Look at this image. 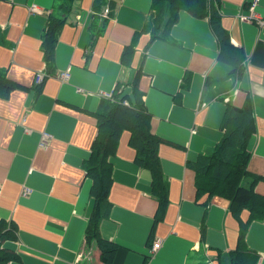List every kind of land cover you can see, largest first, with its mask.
I'll list each match as a JSON object with an SVG mask.
<instances>
[{"label": "crops", "instance_id": "crops-1", "mask_svg": "<svg viewBox=\"0 0 264 264\" xmlns=\"http://www.w3.org/2000/svg\"><path fill=\"white\" fill-rule=\"evenodd\" d=\"M60 1L0 0V72L13 84L0 97V221L15 228V238L3 243L2 254L12 257L4 264H106L98 242L83 239L93 199L82 162L96 134L92 112L99 99L120 81L130 92L126 84L137 69L135 85L159 140L167 204L156 221L150 173L134 162L122 131L108 158V215L97 222L98 238L116 245L107 264H227L238 223L224 197L196 198L188 164L221 138L228 103L247 106L253 131L246 170L258 179L251 190L264 197V33L254 21L239 19L251 0H221L218 11L222 36L242 54L238 71L218 59L219 41L207 19L185 11L164 38L138 34L130 70H123L120 53L148 19L149 0H105L107 14L93 11L92 0H74L51 47L53 72L36 84L33 74H44L39 45L45 18L62 15L53 10ZM31 4L37 11L28 12ZM253 12L264 22V0ZM62 71L68 76L60 80ZM41 133L48 137L45 146ZM246 216L241 210L239 219ZM244 233L255 264H264V213ZM155 240L160 247L150 255Z\"/></svg>", "mask_w": 264, "mask_h": 264}, {"label": "trees", "instance_id": "trees-1", "mask_svg": "<svg viewBox=\"0 0 264 264\" xmlns=\"http://www.w3.org/2000/svg\"><path fill=\"white\" fill-rule=\"evenodd\" d=\"M74 0H61L53 6V10L60 11L61 16L56 17L54 13H49L45 18V26L41 32L39 48L42 51V62L44 63L43 78L49 76L53 71L51 68L52 46L56 42L58 31L64 23L66 12L71 11ZM105 0H92L93 11L100 12ZM220 1L221 0H149L150 12L148 19L142 28L135 32L129 41V45L124 46L119 63L122 69L130 70L131 56L138 34L148 33L150 40L164 38L178 18L177 13L185 11L194 19L206 18L210 31L219 41L218 59L228 62L235 70L240 69L242 54L240 49L233 47L223 35L220 26ZM110 8V6L108 5ZM166 15V18H164ZM104 20L100 21L95 30H99ZM95 28L96 25L92 24ZM3 31L0 29V41ZM223 38V39H218ZM149 40V41H150ZM138 69L130 79V92L125 91L123 83L117 82L112 92L103 99H99L98 106L92 112L95 117L96 134L91 140L88 157L82 162V170L85 176L91 181L90 198L93 199V206L85 222L84 236L86 243L98 242L99 258L102 263H110L111 255L116 245L112 241L102 240L99 237L98 225L100 219L108 215L110 203L107 201V188L110 180V164L108 158L112 156L117 147L122 131H127L128 145L133 151L134 162L140 168L150 173V194L154 195L157 206L155 220L158 221L163 216L164 206L167 204L166 183L158 155L156 154L159 140L150 132L149 114L144 108L141 94L136 88ZM41 83V82H40ZM36 83V84H40ZM13 86L9 80L5 79L0 72V97L5 96ZM222 135L220 139L210 149L203 150L201 155L189 163L188 166L194 171V186L196 198L224 197L228 200L227 206L238 223L237 241L233 250L227 254V264H255L257 256L253 251L244 246V231L249 222L260 220L264 213V197L258 196L252 191L253 183L256 179L246 170L245 161L248 152L245 149L249 134L253 131L252 115L247 106L238 108L230 103L224 107L222 121H220ZM244 180H248L247 185H242ZM241 210H247L246 221L239 219ZM154 223V220H153ZM15 228L5 221H0V264L10 260L12 257L3 255L6 250L4 241H12L15 238ZM219 264V263H217Z\"/></svg>", "mask_w": 264, "mask_h": 264}, {"label": "built area", "instance_id": "built-area-1", "mask_svg": "<svg viewBox=\"0 0 264 264\" xmlns=\"http://www.w3.org/2000/svg\"><path fill=\"white\" fill-rule=\"evenodd\" d=\"M7 1L12 2V0H7ZM256 2H257V0H251L250 4H249V6L247 7V10H246L247 14L246 15H241L239 17V19L244 21V22H252V21L257 22V24L260 26L259 29H261L262 32L264 33V25H262V19L259 18L256 15L255 12H253V9H254V7L256 5ZM31 11H37L36 7L34 5H32V4L29 6V12H31ZM107 12H108V7L104 6L103 9H102V13L103 14H107ZM33 76H34V82L35 83H40L42 81V77H43L42 72L34 73ZM56 76L58 77V79L61 80V79H64V76H66V74H63L61 72V74H56ZM40 138H41V141H39V144L45 146L44 143L47 142V140H48L47 134L41 133L40 134ZM25 192H30V190L29 189H25ZM158 247H160V241L159 240H155L154 242H152L148 253L151 255L152 253H154L156 251V249Z\"/></svg>", "mask_w": 264, "mask_h": 264}, {"label": "rangeland", "instance_id": "rangeland-1", "mask_svg": "<svg viewBox=\"0 0 264 264\" xmlns=\"http://www.w3.org/2000/svg\"><path fill=\"white\" fill-rule=\"evenodd\" d=\"M103 7H104V5L101 7V13H102V9H103ZM28 12H29V7H28ZM31 12H33V11H31ZM31 12H29V13H31ZM109 12V11H108ZM107 12V13H108ZM103 14V13H102ZM254 25L255 26H257V28H260V26L257 24V22H255L254 23ZM262 25H264V22L262 21ZM67 71H62V73L63 74H66V76H64V79H66L67 78V76H68V74L66 73ZM105 97H107V95L105 96ZM39 141H41V138L39 139ZM40 146H43V145H41V144H39ZM25 192V190L23 191V193Z\"/></svg>", "mask_w": 264, "mask_h": 264}]
</instances>
